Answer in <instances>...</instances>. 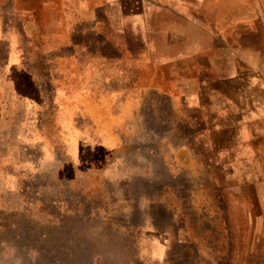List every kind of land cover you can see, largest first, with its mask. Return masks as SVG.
Here are the masks:
<instances>
[{"label":"crops","instance_id":"obj_1","mask_svg":"<svg viewBox=\"0 0 264 264\" xmlns=\"http://www.w3.org/2000/svg\"><path fill=\"white\" fill-rule=\"evenodd\" d=\"M37 7L50 21L47 28L59 22L70 26L77 19V27L85 29L92 11L95 27L104 19L118 30L110 52L79 59H85L84 65L101 63L99 73L97 68L84 71L102 76L88 85L94 111L109 125L138 119L143 128L156 129L158 141L164 142L143 154L151 161V171L159 173L156 179L137 177L157 190L156 199L143 198L144 204L185 203L198 220L220 222L221 230L212 233L214 243L205 248L198 243L199 229L181 224L176 210L164 225H143L147 264L262 263L261 250L246 244L244 222L251 220L254 227V221L261 222L264 182L254 181L258 213H247L244 204L241 215L231 213L230 198L245 197L251 181L243 173L251 161L263 163L264 0H37ZM95 131L96 149L102 137ZM90 157L79 149V163L87 159L100 166L101 155ZM2 167L5 172V164ZM10 205L5 208L7 219L13 211ZM231 225L237 228L236 243ZM4 228L6 224L0 225V235ZM52 246L53 254L60 253L59 243ZM81 247L78 244V250ZM5 248L0 239V264H5ZM52 258L58 262L59 256Z\"/></svg>","mask_w":264,"mask_h":264},{"label":"rangeland","instance_id":"obj_2","mask_svg":"<svg viewBox=\"0 0 264 264\" xmlns=\"http://www.w3.org/2000/svg\"><path fill=\"white\" fill-rule=\"evenodd\" d=\"M0 3V225L6 224L0 239L6 245L5 264H147L150 254L144 253L141 227L168 223L174 210L181 224L199 229V246L213 244L212 233L221 230L220 222L198 220L185 203L144 204L143 198L157 196V190L137 179L159 175L143 156L164 143L158 141L156 129L143 128L138 119L129 125L105 124L94 111L88 85L102 76L85 72L89 67L99 73L101 63L91 60L84 65L85 59H79L110 52L118 30L104 19L95 27L92 11L85 29L77 27V19L70 26L59 22L47 28L50 21L37 0ZM95 130L102 137L96 149ZM79 149L90 158L101 155L100 166L94 160L79 163ZM243 177L251 185L244 198H230L231 213L241 215V204L247 213H258L253 187L254 181L264 182V157L261 166L251 161ZM8 205L13 208L9 219ZM262 216L260 223L254 221L255 227L251 220L244 224L246 244H255L263 261L246 264H264ZM238 224L241 228L242 220ZM236 229L231 225L235 243ZM57 243L60 253L53 254L52 244ZM78 244L83 245L80 250ZM56 255L58 262L52 258Z\"/></svg>","mask_w":264,"mask_h":264}]
</instances>
